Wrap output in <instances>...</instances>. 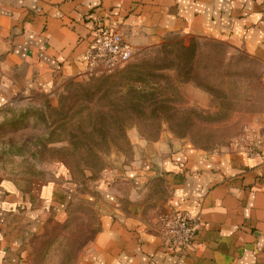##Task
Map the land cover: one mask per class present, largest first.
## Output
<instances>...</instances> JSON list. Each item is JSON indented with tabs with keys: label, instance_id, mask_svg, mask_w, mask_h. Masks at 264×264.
I'll return each mask as SVG.
<instances>
[{
	"label": "crops",
	"instance_id": "obj_1",
	"mask_svg": "<svg viewBox=\"0 0 264 264\" xmlns=\"http://www.w3.org/2000/svg\"><path fill=\"white\" fill-rule=\"evenodd\" d=\"M110 28L134 50L200 36L264 63V0H0V117L81 77L95 32ZM136 151L131 165L91 181L98 229L75 264H264V144L251 155L163 140ZM2 163L0 151V264H26L33 212L47 216L48 194ZM175 209L198 223L178 253L165 249L158 228L160 214Z\"/></svg>",
	"mask_w": 264,
	"mask_h": 264
},
{
	"label": "rangeland",
	"instance_id": "obj_2",
	"mask_svg": "<svg viewBox=\"0 0 264 264\" xmlns=\"http://www.w3.org/2000/svg\"><path fill=\"white\" fill-rule=\"evenodd\" d=\"M117 72L139 78L153 102L105 118L102 139H91V93L105 87L91 85V77L110 73L82 74L2 112V168L19 180L29 177L33 191L48 194L47 216L40 221L33 212L26 264H75L98 229L91 181L105 168L131 165L145 144L163 140L205 153L262 151L264 63L250 55L205 37L174 35L133 48L132 58L111 74ZM127 90L115 85L104 96ZM91 145L102 150L95 159Z\"/></svg>",
	"mask_w": 264,
	"mask_h": 264
},
{
	"label": "built area",
	"instance_id": "obj_3",
	"mask_svg": "<svg viewBox=\"0 0 264 264\" xmlns=\"http://www.w3.org/2000/svg\"><path fill=\"white\" fill-rule=\"evenodd\" d=\"M133 56L131 44L115 29L97 30L84 52V74L111 73L123 67ZM198 223L180 209L164 213L159 218V233L165 249L183 252L193 243Z\"/></svg>",
	"mask_w": 264,
	"mask_h": 264
},
{
	"label": "trees",
	"instance_id": "obj_4",
	"mask_svg": "<svg viewBox=\"0 0 264 264\" xmlns=\"http://www.w3.org/2000/svg\"><path fill=\"white\" fill-rule=\"evenodd\" d=\"M131 72H134L132 68L129 69L128 73ZM118 78H123L120 80H124V83H118ZM140 82L137 77H123V72L91 77V85H97L99 88L105 87V90L100 88L91 93V139H102L104 135V133L101 135L102 124L105 118H112L113 114L118 115V112L125 113L126 111L140 110L146 103L151 104L153 102L152 97L144 95L139 86ZM115 85L120 88L127 86L128 90L125 93L112 91L113 93L104 96V93L108 92V88ZM100 91L102 92L99 94ZM104 108L107 110H104ZM126 143L129 144L127 138ZM101 151L96 146L91 145V158H97Z\"/></svg>",
	"mask_w": 264,
	"mask_h": 264
}]
</instances>
